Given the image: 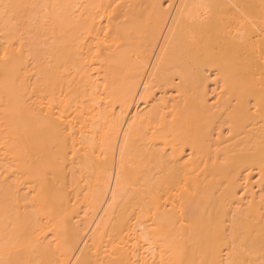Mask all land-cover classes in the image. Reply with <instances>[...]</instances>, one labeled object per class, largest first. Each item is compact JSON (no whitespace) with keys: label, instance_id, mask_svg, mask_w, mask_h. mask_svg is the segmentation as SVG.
I'll list each match as a JSON object with an SVG mask.
<instances>
[{"label":"bare ground","instance_id":"bare-ground-1","mask_svg":"<svg viewBox=\"0 0 264 264\" xmlns=\"http://www.w3.org/2000/svg\"><path fill=\"white\" fill-rule=\"evenodd\" d=\"M0 264H264V0H0Z\"/></svg>","mask_w":264,"mask_h":264}]
</instances>
